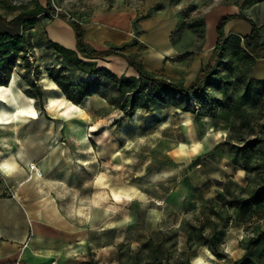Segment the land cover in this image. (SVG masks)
I'll use <instances>...</instances> for the list:
<instances>
[{
    "label": "rangeland",
    "instance_id": "374dc122",
    "mask_svg": "<svg viewBox=\"0 0 264 264\" xmlns=\"http://www.w3.org/2000/svg\"><path fill=\"white\" fill-rule=\"evenodd\" d=\"M51 1L52 7L65 15L60 18L72 22H86L95 10L122 4L137 9V20L158 10V4L148 8L152 0ZM171 2L178 18L171 35L174 49L158 56L157 48L167 49L166 26L156 32L143 31L135 21L134 33L145 43L138 53H127L159 75L187 85L204 66L211 56L205 46L206 18L216 7L236 9L251 18L259 27V40L264 41V0ZM48 4L49 0H0V16L12 19L22 11H37ZM56 17L49 9L31 24L14 23V33H26L24 52L19 53L11 79L16 74L15 89L35 98L39 118L23 119L8 131L0 128V158L16 160L23 178L28 179L31 162L26 163L18 151L33 156V162L44 170L45 194L58 201L69 231L81 242L49 264L53 260L57 264H195L200 260L204 264H235L243 259L245 245L258 228H264V218L238 225L236 210L228 202L246 197L263 177L261 145L248 149L246 155L238 154L237 162L233 157L234 147L264 138V85L260 84L264 78L256 73H264V62L240 65L234 56V39L226 45L220 86L208 91L223 99L226 89L236 107L231 121L195 117L157 101L151 102L149 109L140 107L127 116L113 104L124 102L127 95L118 93L109 72L88 75L43 45L44 28ZM1 26L6 28L3 23ZM207 26L211 33V21ZM48 67L61 68L73 82L92 83L73 91L76 98L80 91L96 92L80 104L86 114L61 117L59 108L49 110L48 96H62L63 89L59 85L54 89L50 83V89L46 88L43 79L49 77ZM29 78L36 81V87L27 83ZM144 99L139 95L136 104L142 105ZM40 139L49 143V150L29 145ZM114 192L121 196L116 198ZM215 232L216 248L225 258L215 255L208 244ZM233 241H237L232 245L234 254L225 252ZM254 259L256 264H264V257Z\"/></svg>",
    "mask_w": 264,
    "mask_h": 264
},
{
    "label": "trees",
    "instance_id": "16d2710c",
    "mask_svg": "<svg viewBox=\"0 0 264 264\" xmlns=\"http://www.w3.org/2000/svg\"><path fill=\"white\" fill-rule=\"evenodd\" d=\"M158 5L156 9H161L162 5ZM48 8L52 9L58 17H65L63 13L56 11V9L52 7L51 0H49L47 7H40L37 11H22L12 19L0 16V85H7L10 82L11 73L19 59V53L24 52L25 48L22 45V41L25 38L26 32L23 30L14 33V23L19 22L21 25L28 22L31 24L36 16L49 10ZM145 16L149 15L147 14ZM237 18L244 19L250 23L251 31L249 34H226L225 27L227 23ZM1 23H3L6 28H3ZM73 24L77 35V50L68 49L53 41L50 43L51 47L56 50L62 59L88 75L99 76L100 71L109 72L115 80L118 93L127 95V99L124 102L116 103L113 101V104H116L127 116H132L140 107L149 109L150 103L157 101L165 105L177 107L182 111L190 112L195 117L211 116L213 118H223L226 121H231V116L234 114L233 110L236 109V107L232 105V100L226 89H223V99L212 95L208 91L210 87L220 86V63L222 62V55L226 49V45L234 39V56L240 65L251 66L254 65L258 59L264 58V41L259 40V27L255 21L241 13L224 14L217 24V42L213 53L208 62L201 67L196 78L189 85H185L180 81L167 78L148 70L141 62L136 60L135 55H129L123 52L126 45L112 47L107 51H99L93 48L85 41V29L80 21L74 20ZM134 43L135 40L130 42V44ZM111 55L124 57L128 64L137 71V75H118L108 67L97 66L95 59ZM22 57L26 59L24 55H22ZM47 72L49 77L55 80L63 89L68 98L75 101L77 104H81L85 98L93 96L96 93L91 90L80 91V97L76 98L73 94L74 90L78 92L84 85L89 86L92 83L86 80L79 83L73 82L66 75V72H62L61 68L48 67ZM61 72L62 75L60 76L59 74H61ZM27 83L31 87H36V81L34 79H27ZM260 84L264 85V79L260 81ZM139 95H143L145 98L142 105L136 104V98ZM207 108L210 109L207 111ZM130 109L131 112L129 111ZM241 140H245V138L241 137ZM246 141L247 143L245 145L234 147L235 156L233 160L235 162L238 160V154L246 155L248 149L256 148L260 145L264 153L263 137H256L255 139ZM248 168L249 167H247V170ZM220 197L223 196L220 195ZM228 204L236 210L235 222L238 225L248 224L257 219H263L264 173L261 182L246 197L229 201ZM217 238L218 234L215 232L212 237L209 238L208 244L215 255L225 258L226 254L220 252L216 248ZM245 249V256L235 264H256L257 262L254 257H264V228L257 229L255 235L249 238L245 245Z\"/></svg>",
    "mask_w": 264,
    "mask_h": 264
},
{
    "label": "crops",
    "instance_id": "0c3cea01",
    "mask_svg": "<svg viewBox=\"0 0 264 264\" xmlns=\"http://www.w3.org/2000/svg\"><path fill=\"white\" fill-rule=\"evenodd\" d=\"M152 1L148 8L151 9L156 4H161L162 8L138 20L137 9L124 4L111 10L102 8L95 10L88 21H80L85 29L86 43L99 51L126 45L124 52L138 53L140 45L145 42L142 37L134 33L136 21L143 31L156 32L166 26L168 50L156 47L157 52L163 54L173 50L171 35L178 26V18L173 15L172 2L171 0ZM229 13H238V11L216 7L207 15L205 46L211 54L217 42L218 21L222 15ZM209 21L212 23L211 33L208 32ZM51 27L54 28V33ZM225 30L227 35L231 33L247 35L251 31V25L244 19L237 18L229 21ZM43 40V45L55 52L56 50L50 45L52 41L68 49L77 50V35L73 22L58 16L44 28ZM133 40L135 43L130 44ZM95 61L98 67H108L118 75H137V71L122 56H105ZM261 61L264 62V58L257 60V64ZM198 72L187 85L196 78ZM259 72L261 71L256 72L258 77L264 78V73ZM29 145L32 148L35 146L49 150V143L43 139L31 140ZM18 152L24 156L26 163L33 162V156L24 155L23 149ZM3 159L0 158V161ZM23 177L16 160L13 170L0 165V264H49L51 259L64 256L71 248H75L74 246L81 245V242L69 231L66 217L58 201L45 194L42 185L46 178H39L33 172L28 179Z\"/></svg>",
    "mask_w": 264,
    "mask_h": 264
},
{
    "label": "bare ground",
    "instance_id": "6f19581e",
    "mask_svg": "<svg viewBox=\"0 0 264 264\" xmlns=\"http://www.w3.org/2000/svg\"><path fill=\"white\" fill-rule=\"evenodd\" d=\"M157 53L160 57L163 56L161 52ZM17 77L18 76L14 74L10 83L7 85H0V128L4 131H8L11 127H16L23 119L39 118V111L35 104V98L28 95L23 90L15 89L17 87ZM43 81L46 82V88L48 89H50L49 83L54 89L58 88V84L47 75L44 77ZM47 107L50 111L59 108L58 115L61 117H69L72 113L77 112L82 115L86 114L85 109H83L80 104L71 101L63 91L62 96H48ZM0 165L13 170L15 160L6 158L0 161ZM114 196L117 198L120 197L121 194L114 192Z\"/></svg>",
    "mask_w": 264,
    "mask_h": 264
},
{
    "label": "built area",
    "instance_id": "2783aa9c",
    "mask_svg": "<svg viewBox=\"0 0 264 264\" xmlns=\"http://www.w3.org/2000/svg\"><path fill=\"white\" fill-rule=\"evenodd\" d=\"M29 170L33 173H36V176L39 178L44 177V170L40 168V166L36 165L34 162H31L28 166ZM52 264H57L56 261H53Z\"/></svg>",
    "mask_w": 264,
    "mask_h": 264
},
{
    "label": "clouds",
    "instance_id": "9594fccd",
    "mask_svg": "<svg viewBox=\"0 0 264 264\" xmlns=\"http://www.w3.org/2000/svg\"><path fill=\"white\" fill-rule=\"evenodd\" d=\"M197 147H198V146H197ZM194 150H195V149H194ZM240 239H241V240L244 239L243 229H241ZM235 243H237V241H233L232 244H230V245H228L227 247H225V252L230 253V254H234V253H232V245H234ZM195 264H204V261H203V260L196 261Z\"/></svg>",
    "mask_w": 264,
    "mask_h": 264
},
{
    "label": "snow or ice",
    "instance_id": "6c2138e0",
    "mask_svg": "<svg viewBox=\"0 0 264 264\" xmlns=\"http://www.w3.org/2000/svg\"><path fill=\"white\" fill-rule=\"evenodd\" d=\"M118 198V197H117Z\"/></svg>",
    "mask_w": 264,
    "mask_h": 264
}]
</instances>
